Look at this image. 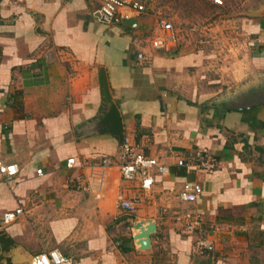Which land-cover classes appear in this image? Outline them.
Listing matches in <instances>:
<instances>
[{
    "label": "crops",
    "instance_id": "crops-1",
    "mask_svg": "<svg viewBox=\"0 0 264 264\" xmlns=\"http://www.w3.org/2000/svg\"><path fill=\"white\" fill-rule=\"evenodd\" d=\"M234 11L206 38L181 39L169 52L148 48L153 20L133 16L138 30L120 25L134 59L110 64L100 55L102 37L89 34L69 0H0V161L17 169L0 178V230L10 241L0 264H31L51 249L67 264H154L160 249L171 264H264V0H243ZM38 59L53 79L47 97L62 96L60 106L37 104L31 91L12 105L11 95L28 89L21 71ZM100 69L124 136L168 170L153 173L147 190L121 181L115 167L96 166L119 153L98 120ZM197 151L217 167L193 166ZM69 158L73 168L65 167ZM73 178H84L87 188L75 190ZM187 182L202 193L185 206L176 196ZM121 199L132 213L117 208ZM16 207L22 212L4 222ZM183 211L199 216L212 252L190 256L193 238L172 221ZM132 220L155 223L150 249L134 245L139 230L121 232Z\"/></svg>",
    "mask_w": 264,
    "mask_h": 264
},
{
    "label": "built area",
    "instance_id": "built-area-1",
    "mask_svg": "<svg viewBox=\"0 0 264 264\" xmlns=\"http://www.w3.org/2000/svg\"><path fill=\"white\" fill-rule=\"evenodd\" d=\"M91 4L92 15L97 21L102 23H123L133 20V16H149L154 21L152 33L150 31L147 40V47L152 50H160L169 52L174 49L181 39L195 37L198 39L206 38L205 32H209V27L201 25H191L186 30L187 35L182 38L179 31L175 30L170 22L163 19L158 11V0H83ZM215 6H221V0H207ZM155 31V33H153ZM179 35V36H178ZM137 64H139L143 57L140 53L136 54ZM75 162L72 158L66 159L65 167L73 168ZM98 168L108 169L115 167L121 181L131 182L138 181L139 187L142 190L150 188L153 182V173L159 177H165L168 170L156 159L150 158L143 153L142 146L138 144L135 146L130 143L129 138L123 137L121 145H119V153L115 161L110 158L103 157L96 164ZM177 167H186L182 160H177L175 163ZM197 169L204 171H213L217 165L216 160L204 151H197L194 153V165ZM17 169L13 165L4 164L0 161V178L7 180L16 173ZM40 168L35 170L39 175ZM84 179V178H83ZM80 178H73V187L75 190L87 188L84 180ZM202 193L201 186L198 183H184L178 192L176 199L181 205H192L200 197ZM117 208L127 214L133 212L134 208L129 201L121 199L117 204ZM22 209L16 207L11 211H7L2 215L4 222L11 221L16 215L20 214ZM173 221L178 223L181 232L186 237H192L189 254L193 258L202 257L213 251V242L205 235L203 229V222L199 216L190 211H183L174 213ZM68 260L61 256L55 249L42 251L36 254L31 264H67Z\"/></svg>",
    "mask_w": 264,
    "mask_h": 264
},
{
    "label": "rangeland",
    "instance_id": "rangeland-1",
    "mask_svg": "<svg viewBox=\"0 0 264 264\" xmlns=\"http://www.w3.org/2000/svg\"><path fill=\"white\" fill-rule=\"evenodd\" d=\"M158 11L160 16L170 22L175 30L179 31V35L184 38L187 35L186 30L191 25H201L210 29L217 24H224V21L228 20L229 13H234L240 3L243 0H221V6H215L207 0H158ZM70 10L75 13L81 14V20L85 24H89L92 36H101L100 40V55L105 58L110 64L113 61L120 60L125 57L126 59H134V53L136 48L131 45H127L126 38L130 36V33L120 23H102L92 17V9L83 0H69ZM229 12V13H228ZM153 20V19H152ZM154 27V21H153ZM208 29V28H207ZM208 35L210 32H205ZM178 35V36H179ZM211 35V34H210ZM191 38V37H189ZM133 38H130L132 40ZM146 43V42H145ZM147 44V43H146ZM139 48L144 49L143 43L137 45ZM126 55V56H125ZM122 56V57H121ZM53 60L55 56L52 55ZM117 157L118 151L115 152ZM127 214V213H126ZM133 216V215H130ZM173 221V220H172ZM132 225L121 227V232L133 233V220ZM154 256H157L158 264H171L170 257L166 252L160 249Z\"/></svg>",
    "mask_w": 264,
    "mask_h": 264
},
{
    "label": "water",
    "instance_id": "water-1",
    "mask_svg": "<svg viewBox=\"0 0 264 264\" xmlns=\"http://www.w3.org/2000/svg\"><path fill=\"white\" fill-rule=\"evenodd\" d=\"M136 20H131L127 22H123L122 24L126 27L131 29H137L136 25H132L131 22ZM136 23V22H135ZM138 30V29H137ZM151 28L148 27L146 34H149ZM99 90L101 94V110H98V114L100 117L98 118L100 123L101 132L104 134H108L109 136L113 137L118 145H121L123 141V129L122 123L120 120L119 113H117L116 108L111 102L110 95L108 92V87L106 83L105 73L102 69H100L99 74ZM142 221L135 222L133 224V229L139 230V233L136 235H132L131 239L135 246L141 250H148L150 249V236L155 231V223L151 220H146L144 227H142ZM10 243L9 238L5 235V233L0 230V250L1 252H7V245ZM206 261H200L199 264H206Z\"/></svg>",
    "mask_w": 264,
    "mask_h": 264
},
{
    "label": "trees",
    "instance_id": "trees-1",
    "mask_svg": "<svg viewBox=\"0 0 264 264\" xmlns=\"http://www.w3.org/2000/svg\"><path fill=\"white\" fill-rule=\"evenodd\" d=\"M1 56V53H0ZM44 60L38 59L37 61H34L33 63H29L27 66H24V69L21 71L22 78L24 81V87H27L28 89L23 91H16L14 92V95H11L12 105L19 106L20 101L18 102V98H22L25 94L32 92V96L36 98V102L39 105H45V106H60V102L62 101V96H58L56 98H50L47 97V93L49 88H51V82L53 79L51 77H48L47 70L49 69V66L45 65ZM59 80V79H58ZM53 83V82H52ZM54 90L56 91L57 86L53 85ZM64 88L66 90V85H64ZM30 89V90H29ZM58 89L61 90V82L59 80L58 83ZM65 95L66 92L64 91ZM121 245H130L131 239L122 238L120 239ZM132 248H127L122 250V252H129ZM157 256L152 259L154 260V264H158Z\"/></svg>",
    "mask_w": 264,
    "mask_h": 264
},
{
    "label": "bare ground",
    "instance_id": "bare-ground-1",
    "mask_svg": "<svg viewBox=\"0 0 264 264\" xmlns=\"http://www.w3.org/2000/svg\"><path fill=\"white\" fill-rule=\"evenodd\" d=\"M132 23V25H135V21H133V22H131ZM143 222L144 221H142L141 223H142V225H143ZM137 230V229H136ZM134 235H136V234H134Z\"/></svg>",
    "mask_w": 264,
    "mask_h": 264
}]
</instances>
